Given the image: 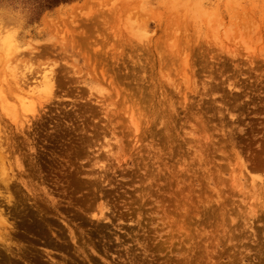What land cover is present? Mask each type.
Segmentation results:
<instances>
[{"label":"rangeland","instance_id":"rangeland-1","mask_svg":"<svg viewBox=\"0 0 264 264\" xmlns=\"http://www.w3.org/2000/svg\"><path fill=\"white\" fill-rule=\"evenodd\" d=\"M35 1L0 0V264H264V0Z\"/></svg>","mask_w":264,"mask_h":264},{"label":"trees","instance_id":"trees-1","mask_svg":"<svg viewBox=\"0 0 264 264\" xmlns=\"http://www.w3.org/2000/svg\"><path fill=\"white\" fill-rule=\"evenodd\" d=\"M75 0H36L34 10L39 14L41 11L53 9L61 4L69 3Z\"/></svg>","mask_w":264,"mask_h":264},{"label":"bare ground","instance_id":"bare-ground-1","mask_svg":"<svg viewBox=\"0 0 264 264\" xmlns=\"http://www.w3.org/2000/svg\"><path fill=\"white\" fill-rule=\"evenodd\" d=\"M5 170V169H4Z\"/></svg>","mask_w":264,"mask_h":264}]
</instances>
